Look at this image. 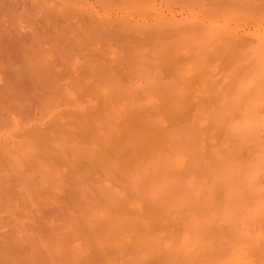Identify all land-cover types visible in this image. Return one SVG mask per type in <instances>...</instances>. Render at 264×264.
I'll use <instances>...</instances> for the list:
<instances>
[{
    "label": "bare ground",
    "instance_id": "6f19581e",
    "mask_svg": "<svg viewBox=\"0 0 264 264\" xmlns=\"http://www.w3.org/2000/svg\"><path fill=\"white\" fill-rule=\"evenodd\" d=\"M129 1L0 0V264L264 260V0Z\"/></svg>",
    "mask_w": 264,
    "mask_h": 264
},
{
    "label": "rangeland",
    "instance_id": "374dc122",
    "mask_svg": "<svg viewBox=\"0 0 264 264\" xmlns=\"http://www.w3.org/2000/svg\"><path fill=\"white\" fill-rule=\"evenodd\" d=\"M90 1L92 2V1H94V0H90ZM131 1H132V3L135 2V3H137V4H140L141 7L143 8V12H144L145 10L147 11V12H146V11L144 12L145 14H146V13H148L147 15H149V14L151 15V14H152V15H151L152 17H150L151 22L153 21L152 23H154L156 20L158 21L159 18H162V15H163L164 13H165L166 15H167V13H168L167 16H166L165 14L163 15V19H165L164 21L168 20V17H169V16L171 17V15H173L174 18H175V17L180 18L179 16H183V13L181 14V13L178 11L179 9H181V5H182V4H179V3L175 2L176 0H174L173 2H172L171 0L168 1L169 3H170V2H171V3H174V6H173V4H172V5H169V4H168L167 6H165V5H166V2H165L164 0H163V4L165 3L164 5L162 4V0H157V2H156L157 5H156V4L154 5L155 8L153 7V3H155L156 0H146V2H144V1H142V0H137V1H135V0H134V1L131 0ZM138 1H139V2H138ZM140 1H141V2H140ZM152 1H153V3H152ZM166 1H167V0H166ZM143 2H144V3H147V5L145 4L147 8H146V7L144 8V7H143L144 5L142 6V4H144ZM150 2H151L152 5L150 4ZM158 2H159V3H158ZM160 2H161V3H160ZM168 2H167V3H168ZM127 3H128V2H127ZM135 3H134V4H135ZM130 4H131V3H130V1H129V3L127 4V6H129ZM134 4H133V5H130V6H134L135 8H133V7H130V8L136 9L137 7H136L135 5H137V4H135V5H134ZM149 4H150V6H148ZM161 4H162V5H161ZM159 5H161V6H159ZM158 6H159V7H158ZM164 6H165V8H164ZM141 7L138 6V8H137L135 11L142 13V8H141ZM160 7H161V8H160ZM171 7H172V8H171ZM175 7H176V8H175ZM179 7H180V8H179ZM99 8H100V7L97 6L96 9H99ZM149 8H150V9H149ZM152 8H153V10H152ZM158 8H160V11H158V10H159ZM162 8H163V9H162ZM105 9H106V8H105ZM125 9H126V8H125ZM139 9H140V10H139ZM147 9H148V10H147ZM154 9H155V12H154ZM156 9H157V13H156ZM195 9H196V8H195ZM174 10H175V11H174ZM149 11H150V13H149ZM161 11L164 12V13H162ZM180 11H181V10H180ZM100 12H103V13H104V12H105L104 8L100 9ZM153 12H154V13H153ZM159 12H160V13H159ZM175 12H177V14H175ZM188 12H189V11H188ZM105 13H106V12H105ZM161 13H162V14H161ZM170 13H171V14H170ZM178 13H179V14H178ZM153 14H155V15L153 16ZM169 14H170V15H169ZM142 15H143V13H142ZM159 15H160L161 17H160ZM176 15H178V16H176ZM155 16H158V17H155ZM165 16H166V18H165ZM173 16L171 17L172 19H174ZM153 17H154L156 20H155ZM148 18H149V17H148ZM151 18H152V19H151ZM171 18H170V19H171ZM170 19H169V20H170ZM154 20H155V21H154ZM161 20H162V19H161ZM161 20H160V21H161ZM169 20H168V21H169ZM170 21H172V20H170ZM257 232H258V231H255L254 233H257ZM249 255H250L249 257H251V256L254 255L253 257H251V260H250L249 264L252 263V262H253L252 264H261L260 262H261V260H263V259L258 260V259H259V258H258V259H257V261H259V263H258V262H255V261H256V256H257L256 254H253V253H252V254H249ZM255 255H256V256H255ZM254 257H255V260L253 259ZM257 257H258V256H257ZM263 257H264V256H263ZM252 260H254V261H252ZM262 262H264V260H263ZM262 264H264V263H262Z\"/></svg>",
    "mask_w": 264,
    "mask_h": 264
}]
</instances>
